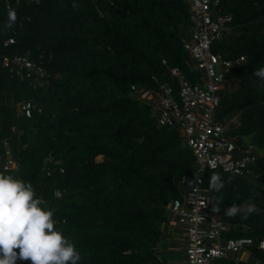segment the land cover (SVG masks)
<instances>
[{"label":"trees","instance_id":"1","mask_svg":"<svg viewBox=\"0 0 264 264\" xmlns=\"http://www.w3.org/2000/svg\"><path fill=\"white\" fill-rule=\"evenodd\" d=\"M7 1L9 8L0 0V55L27 54L45 76L39 83L18 79L0 63V153L6 139L21 164L16 173L0 172L31 183L53 211L54 227L75 244L78 264H162L156 246L165 206L190 186L194 157L177 128L157 126L149 106L132 99L129 90L131 84L172 82L166 66L199 80L183 48L188 4ZM216 9L232 15V32L214 41L211 51L224 59L244 56L245 64L227 74L236 86L220 92L215 117L221 121L240 111L226 134L264 148V81L252 74L264 66V0H221ZM9 10L16 15L10 28ZM9 37L13 43L4 45ZM22 97L37 102L31 117L17 113ZM44 165L49 174H43ZM214 172L225 182L220 192L209 189ZM202 180L215 205L221 203L228 224L223 238L253 240L248 258L212 262L264 264V249L257 246L264 240V160L243 177L216 168L203 171ZM248 200L257 212L223 214L231 203L239 207Z\"/></svg>","mask_w":264,"mask_h":264},{"label":"built area","instance_id":"2","mask_svg":"<svg viewBox=\"0 0 264 264\" xmlns=\"http://www.w3.org/2000/svg\"><path fill=\"white\" fill-rule=\"evenodd\" d=\"M5 1L6 8H9L8 1ZM183 1L188 4L190 22L183 48L193 63L192 69L201 73L199 80L192 82L178 68L166 66L172 82L156 86L131 84L129 96L139 104L149 106L157 126L177 128L182 144L194 157L190 186L182 197L170 199L165 206L166 220L185 232L184 264H212L215 259L238 262L246 256L248 258V246L253 240L223 238L228 224L219 213L211 210L215 202L203 187L202 172L220 168L234 176H246L258 160H264V148L246 141L245 137L227 135L225 120L218 121L215 117L227 74L245 64L244 56L224 59L220 53L211 51L214 41L232 32V15L216 9L221 0ZM13 41L9 37L4 45ZM162 62L165 64L164 60ZM0 63L18 79L29 78L39 83L45 76L44 68L27 54L0 55ZM15 106L19 115L31 117L37 109V102L32 97H22ZM12 130H15L14 126ZM3 147L1 169L16 173L21 164L13 157L8 140H3ZM42 170L43 174H49L46 165ZM54 196H61V191L55 190ZM257 246L264 249V240H259ZM15 264H31V260L18 259Z\"/></svg>","mask_w":264,"mask_h":264},{"label":"clouds","instance_id":"3","mask_svg":"<svg viewBox=\"0 0 264 264\" xmlns=\"http://www.w3.org/2000/svg\"><path fill=\"white\" fill-rule=\"evenodd\" d=\"M15 19V11L9 10L7 27ZM252 74L264 81V66ZM224 184L220 173L211 174V191L220 192ZM211 210L219 213L221 203ZM239 212L234 203L223 210L229 217ZM246 212H257L256 204L248 203ZM18 259H30L31 264H78L81 256L75 244L54 227L53 211L36 196L31 183L0 172V264H15Z\"/></svg>","mask_w":264,"mask_h":264},{"label":"crops","instance_id":"4","mask_svg":"<svg viewBox=\"0 0 264 264\" xmlns=\"http://www.w3.org/2000/svg\"><path fill=\"white\" fill-rule=\"evenodd\" d=\"M236 86L231 85L229 81H226L223 85L222 92L230 91ZM240 116V111H235L230 113L224 118L226 124L229 126L231 124H236ZM188 188L184 187L180 190V197L184 195ZM220 214V212H219ZM162 235L156 246V253L162 264H184V245H185V232L184 230L169 222L164 221L161 225ZM247 257V256H246ZM245 257V259H246ZM212 264H217L212 262Z\"/></svg>","mask_w":264,"mask_h":264},{"label":"rangeland","instance_id":"5","mask_svg":"<svg viewBox=\"0 0 264 264\" xmlns=\"http://www.w3.org/2000/svg\"><path fill=\"white\" fill-rule=\"evenodd\" d=\"M246 141H248V142H249L248 138H246ZM97 159H101V157H100V156H98V157H97ZM248 203H254V202H252L251 200H248V201H246V202L242 203V204L239 206L240 210H244V209H246V208H247V205H248ZM255 204H256V203H255Z\"/></svg>","mask_w":264,"mask_h":264}]
</instances>
